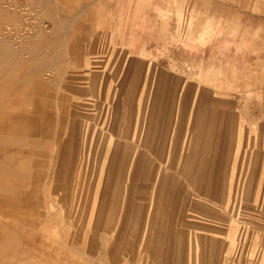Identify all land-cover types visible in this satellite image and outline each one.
<instances>
[{
    "label": "rangeland",
    "instance_id": "1",
    "mask_svg": "<svg viewBox=\"0 0 264 264\" xmlns=\"http://www.w3.org/2000/svg\"><path fill=\"white\" fill-rule=\"evenodd\" d=\"M252 19L264 0H0V264H264Z\"/></svg>",
    "mask_w": 264,
    "mask_h": 264
},
{
    "label": "crops",
    "instance_id": "2",
    "mask_svg": "<svg viewBox=\"0 0 264 264\" xmlns=\"http://www.w3.org/2000/svg\"><path fill=\"white\" fill-rule=\"evenodd\" d=\"M252 20H253V24L252 23L246 24V25L255 26V29L249 30V33L252 32V33H254V35L256 37L258 36L261 39L262 37H264V19H252ZM245 34L247 35V30H245ZM255 42H257V38H256ZM261 56L263 57V55L260 53L257 55L258 58H260ZM140 211H141L140 207H135V209H134L135 221L134 222L137 223V218L139 217V219H140L139 224L145 226L146 229H148V233H149L148 239L151 241H154L156 244V245H154V248L157 249V243L162 242L163 243L162 249L167 250V252H169V254H171V250H175L174 257H179V256L183 257L184 247H182L183 245L176 243L175 240H176L177 236L170 234L169 231H167V233H166L165 229L160 224L157 223L155 215H148L145 213H141ZM123 237L126 238V235H123ZM188 248H189L188 254L197 259L199 257V253H198V249H197L196 244H194L193 246H190ZM182 263H183V261H182ZM187 264H197V262L191 263L189 261V262H187Z\"/></svg>",
    "mask_w": 264,
    "mask_h": 264
},
{
    "label": "bare ground",
    "instance_id": "3",
    "mask_svg": "<svg viewBox=\"0 0 264 264\" xmlns=\"http://www.w3.org/2000/svg\"><path fill=\"white\" fill-rule=\"evenodd\" d=\"M35 76H36V75H35ZM36 77H37V76H36ZM36 77H35V78H36ZM37 78H39V77H37ZM39 81H40V80H39ZM39 81H38V82H39ZM38 84H40V82H39ZM38 86H39V85H38ZM41 86H42V84H41ZM20 136H21V135H20ZM18 140L21 141L20 139H18ZM15 141H16V140H15ZM17 143H18V142H17ZM12 145H13V144H12ZM16 145H20V144H16ZM10 146H11V145H10ZM13 146L15 147V145H13ZM13 146H12V147H13ZM7 156H8V155H7ZM3 157H5V155H4ZM1 158H2V157H1ZM4 159H5V158H4ZM5 160H6V159H5ZM5 163H6V162H5ZM0 174H1V173H0ZM2 174H3V173H2ZM1 178H2V177H1ZM139 222H140V219H139V217H138V218H137V223H136V224L138 225ZM151 224H152V223H151Z\"/></svg>",
    "mask_w": 264,
    "mask_h": 264
}]
</instances>
